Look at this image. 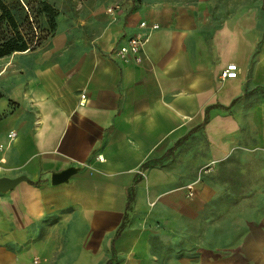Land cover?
Masks as SVG:
<instances>
[{
	"label": "crops",
	"instance_id": "0c3cea01",
	"mask_svg": "<svg viewBox=\"0 0 264 264\" xmlns=\"http://www.w3.org/2000/svg\"><path fill=\"white\" fill-rule=\"evenodd\" d=\"M108 3L0 58V264H264L263 20Z\"/></svg>",
	"mask_w": 264,
	"mask_h": 264
},
{
	"label": "rangeland",
	"instance_id": "374dc122",
	"mask_svg": "<svg viewBox=\"0 0 264 264\" xmlns=\"http://www.w3.org/2000/svg\"><path fill=\"white\" fill-rule=\"evenodd\" d=\"M5 1L13 9L14 14L18 18V20H22L28 8H30L32 10L30 11L31 12L30 14L34 21L35 31L38 32L42 30L43 32H48V25L46 22L47 19L45 18L44 14L38 12L40 7V2L42 0H20L21 3L23 4V5L21 4L22 6L20 5V3L18 4L16 0H5ZM97 1L98 0H47V2L50 3L58 12L57 16L55 17V22H56L55 31L57 29V25L60 21L61 16H63L66 12L70 10L72 11L76 10L80 4H83V2L95 3ZM165 1L173 2L174 4L210 1L212 2V4H215L216 8L224 7V5L226 4V6L231 7L232 10L235 9L243 10V26L244 25L253 26L256 25L257 23L259 24L260 20H263V27H264V0H108L109 3L105 8V12L108 13V8H114L116 6L122 7V5L124 4H128L133 8V7H137L141 2H143V4L148 6L151 5L158 6L161 3H164ZM54 33H52V35ZM52 35L47 36L44 39H41L40 43L37 46H35L33 49L42 45V43ZM2 97L3 94L0 92V99ZM207 171L208 168L204 166L201 168L200 173L202 174L203 172H207ZM151 228H153V232L155 233H159L161 231L174 233L175 231L173 227L171 229L170 226H162L159 224L155 225L154 223ZM199 248L206 249L207 247L200 244ZM220 251H221L220 249H216V254L221 253ZM189 252H192V250L189 249Z\"/></svg>",
	"mask_w": 264,
	"mask_h": 264
},
{
	"label": "trees",
	"instance_id": "16d2710c",
	"mask_svg": "<svg viewBox=\"0 0 264 264\" xmlns=\"http://www.w3.org/2000/svg\"><path fill=\"white\" fill-rule=\"evenodd\" d=\"M16 1L18 4H22L20 0ZM30 11L32 10L28 8L24 18L18 20L9 4L5 0H0V58L14 52L31 50L40 43L41 39L54 33L56 28L55 17L58 12L47 0L40 2L38 12L44 14L47 19L48 32L35 31ZM130 199L129 197V201Z\"/></svg>",
	"mask_w": 264,
	"mask_h": 264
},
{
	"label": "built area",
	"instance_id": "2783aa9c",
	"mask_svg": "<svg viewBox=\"0 0 264 264\" xmlns=\"http://www.w3.org/2000/svg\"><path fill=\"white\" fill-rule=\"evenodd\" d=\"M118 8L119 6H116L114 8H108V13L114 14ZM138 26L139 28L143 29V31L132 35L125 44L121 45L116 49V53L120 57L125 58L126 60H133L135 62H140V52L143 49L150 32L159 27L157 23L148 22L146 20H141ZM237 76L238 67L235 63L227 64L221 72L222 78H236ZM13 133V131H10L9 136L13 135Z\"/></svg>",
	"mask_w": 264,
	"mask_h": 264
},
{
	"label": "water",
	"instance_id": "95a60500",
	"mask_svg": "<svg viewBox=\"0 0 264 264\" xmlns=\"http://www.w3.org/2000/svg\"><path fill=\"white\" fill-rule=\"evenodd\" d=\"M58 178L54 177L53 181H57ZM2 182H4V184L6 183L5 180H0V186L2 185Z\"/></svg>",
	"mask_w": 264,
	"mask_h": 264
}]
</instances>
